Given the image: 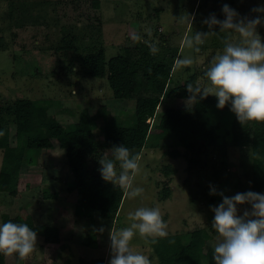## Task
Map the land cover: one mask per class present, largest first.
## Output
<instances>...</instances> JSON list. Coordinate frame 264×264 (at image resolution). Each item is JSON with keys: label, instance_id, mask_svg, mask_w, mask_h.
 I'll list each match as a JSON object with an SVG mask.
<instances>
[{"label": "rangeland", "instance_id": "rangeland-1", "mask_svg": "<svg viewBox=\"0 0 264 264\" xmlns=\"http://www.w3.org/2000/svg\"><path fill=\"white\" fill-rule=\"evenodd\" d=\"M224 4L241 17H264L251 11L264 5V0H101L98 8L93 0H0V124L8 130L10 144L16 145L13 103L18 99L51 101L57 121L66 127L77 121L79 111L86 109L95 114L101 106H105L107 121L118 120L125 126L135 121V101L112 100L106 79L87 75L80 61L100 48L105 50L108 61L125 54L127 48L134 50L136 45L150 52L148 43H154L158 52L152 57L170 63L171 54L178 47L169 85L196 76L200 87L209 86L205 72L212 58L222 52L226 34L219 32L217 26L216 33L199 46V52L185 47L183 41L185 35L208 32L203 21L211 14L223 20ZM186 16L194 17L192 25L182 19ZM257 31L264 40V25L258 26ZM133 34H139L142 40L134 42ZM238 39V34H233V42ZM169 47L173 50L169 51ZM184 57H191L194 63L177 66L176 60ZM185 102L164 98L156 111ZM148 122L152 124L153 119ZM98 124H102L101 118ZM95 135L102 141L99 129ZM54 144L52 149L27 153L16 194L0 189V224L3 215L15 217L24 213L31 216L36 226L56 228L61 240L49 245L38 235L37 246L25 261L14 255L4 256L3 264H79L82 257L94 261L104 258L105 264H109L110 230L128 226V213L139 207L160 208L168 235L179 234L185 244L194 230L206 231L210 240L204 253L208 254L219 242L211 227V206L222 203L220 195L209 194L211 189L228 197L249 191L252 152L247 146L186 149L177 140H165L160 147L147 144L141 150L131 151L141 157L134 186L142 187L143 193L135 198L125 193L115 220L103 221L94 214L95 220L90 223L88 218L75 213L79 197L77 178L64 150L56 141ZM100 152L103 158H111L110 150ZM1 157L0 150V168ZM99 159H84L78 173L80 181L90 182L98 176L93 168L101 167ZM45 191L56 192L57 197L46 199ZM238 207L240 215L245 208L250 209L249 205ZM91 236L96 237L94 249L83 244ZM132 245L135 251L147 255L152 264H159L150 245L139 236ZM211 260L212 257L205 258L204 264H211Z\"/></svg>", "mask_w": 264, "mask_h": 264}, {"label": "trees", "instance_id": "trees-1", "mask_svg": "<svg viewBox=\"0 0 264 264\" xmlns=\"http://www.w3.org/2000/svg\"><path fill=\"white\" fill-rule=\"evenodd\" d=\"M100 2L101 0H93V5L98 8ZM141 48L143 47L137 45L134 50L127 48L125 54H118L108 61L105 58V50L100 48L80 60L87 70V75L106 79L112 91V100L135 101L136 119L127 126L121 125L118 120L107 121L105 106H101L95 114H90L86 109L79 111L77 121L66 127L57 121L51 101H14L16 145L10 144L8 130L0 124V131L4 133L0 136L2 191L16 194L18 176L27 153L52 149L56 141L64 150L68 165L77 178L79 197L75 213L82 218H88L90 223L95 220L94 214H98L103 221H113L117 217L125 191L118 185L104 181L97 167L93 168V171L98 176L93 177L92 181H80L78 173L84 159L88 156L103 158L100 151L110 150L113 146L122 144L132 151L141 150L147 144L160 147L165 140H177V144L186 149L227 144L247 146L252 152L251 170L248 175L249 191L264 194V122L241 124L230 111V105L223 109L216 107L218 101L213 95L203 100L198 97V103L188 104L189 93L186 85H198L197 77L191 76L184 83L169 85L172 77L171 65L178 47L174 50L172 47L167 48L169 51L173 50L170 63L154 59L151 52ZM164 98L186 102L157 112L156 108ZM99 118L102 120L101 125L98 124ZM149 119H153L152 124L148 122ZM96 129L103 133L102 141L97 139ZM56 197V192H44L46 199ZM8 221L28 224L49 245L61 240L56 228L36 226L30 215H3L2 223ZM95 239V236L86 237L84 246L95 248ZM208 240L210 236L207 232L198 229L191 233L187 244L179 234L157 238L154 244H148L159 264H204L205 258L213 257L211 250L208 254L204 253ZM3 261L4 255L0 254V264H3ZM210 263L215 264V261L211 260ZM79 264H105V260H86L82 257Z\"/></svg>", "mask_w": 264, "mask_h": 264}, {"label": "clouds", "instance_id": "clouds-1", "mask_svg": "<svg viewBox=\"0 0 264 264\" xmlns=\"http://www.w3.org/2000/svg\"><path fill=\"white\" fill-rule=\"evenodd\" d=\"M251 11L264 14V5ZM222 13L223 20L211 14L203 21L208 32H195L184 37V46L199 52V46L209 35L216 33L217 26L219 32L226 34L222 52L212 58L211 66L205 72L209 86L202 88L188 83L187 103L195 104L198 97L203 100L213 95L218 101L216 107L223 109L230 105V111L241 124L264 122V40L257 31L258 26L264 25V17H241L228 4L223 5ZM182 19L192 25L194 17ZM233 34H238L237 42H233ZM131 39L140 42L142 37L133 34ZM148 47L152 54L158 52L154 43H148ZM193 63L191 57L176 60L177 66L187 67ZM3 134L0 131V136ZM110 153L111 158L99 159L102 179L118 185L129 198L141 195L144 189L134 186L135 177L140 173V155L123 144L113 146ZM209 194L222 197V203L211 206L214 213L211 227L219 237L212 257L215 264H264V194L247 191L228 197L215 188ZM241 205L250 206L242 215L238 214ZM127 219L128 226L109 232V264H152L147 255L134 250L132 242L139 236L146 244H154L157 238L168 236L160 208L139 207L129 212ZM37 235L26 223L8 221L0 224V254L5 257L16 255L20 261H25L37 246Z\"/></svg>", "mask_w": 264, "mask_h": 264}, {"label": "crops", "instance_id": "crops-1", "mask_svg": "<svg viewBox=\"0 0 264 264\" xmlns=\"http://www.w3.org/2000/svg\"><path fill=\"white\" fill-rule=\"evenodd\" d=\"M88 248H90V247H88ZM92 249H94V248H92ZM16 259H17V257H16ZM16 259H15V261L19 262V261H18V260H16ZM90 259H92V258H89V260H90ZM102 259H104V258H102Z\"/></svg>", "mask_w": 264, "mask_h": 264}]
</instances>
